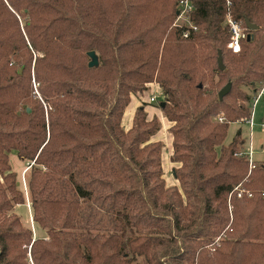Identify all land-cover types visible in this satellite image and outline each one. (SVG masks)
Listing matches in <instances>:
<instances>
[{
	"label": "trees",
	"instance_id": "trees-1",
	"mask_svg": "<svg viewBox=\"0 0 264 264\" xmlns=\"http://www.w3.org/2000/svg\"><path fill=\"white\" fill-rule=\"evenodd\" d=\"M229 1L192 0L174 25L180 0H0V264H264V155L250 163L241 129L224 144L264 86V0ZM228 13L257 25L239 52ZM152 83L178 185L159 119L123 125ZM12 151L45 237L14 211Z\"/></svg>",
	"mask_w": 264,
	"mask_h": 264
},
{
	"label": "rangeland",
	"instance_id": "rangeland-1",
	"mask_svg": "<svg viewBox=\"0 0 264 264\" xmlns=\"http://www.w3.org/2000/svg\"><path fill=\"white\" fill-rule=\"evenodd\" d=\"M189 25V23L186 20L183 19H176L174 22V25ZM228 47V46H227ZM158 84V83H157ZM33 85L35 90L37 89L38 83L35 82L33 79ZM148 89L143 91L142 94V99H148L151 96L155 95L156 100L153 101L152 106H156L160 109V104L164 99L163 95V90L160 86L158 85H153L149 84ZM254 100L251 103L246 104L247 107H249L250 111V104L253 105ZM151 104V101L148 102ZM161 110V109H160ZM163 111V110H162ZM253 130L256 133L255 136V146H256V159L263 158L264 151L261 150V143L264 142V130L262 127V124L264 122V96L260 97L257 102L254 105V115H253ZM133 115L131 117H128V119L123 118V125L126 129L131 128L132 126V121H133ZM157 118L159 119L161 123V130L158 131L157 139L163 142L164 148L162 152V165L164 172L166 173L167 177V182H173L177 181V178L174 174L173 167L171 165V144H172V139H171V134L172 132L170 131V126H168L167 123H170V121L166 118L164 114L158 113ZM248 118V117H247ZM241 129L242 134L245 137V144H246V138L248 139V134L250 130V123L247 122H233L230 124L227 132L226 139L224 140V144H228L229 142L232 141L234 138L236 132ZM244 144V146H245ZM10 163L12 165V169L17 172V177H18V185L19 188L24 192L26 201L22 204L16 205L14 211L18 213L21 217L22 222L24 225L27 227H31L33 230L34 238L40 236V237H45L47 236V231L43 229L42 227L38 226L33 218H32V207H31V200H30V193L28 189V174H29V167L30 164L27 161L22 160L19 158L17 153L15 151H12L10 154ZM180 165L179 163H175L174 165ZM171 174V176L169 175ZM178 182V181H177Z\"/></svg>",
	"mask_w": 264,
	"mask_h": 264
},
{
	"label": "built area",
	"instance_id": "built-area-1",
	"mask_svg": "<svg viewBox=\"0 0 264 264\" xmlns=\"http://www.w3.org/2000/svg\"><path fill=\"white\" fill-rule=\"evenodd\" d=\"M228 4H230V1L227 0ZM194 9V4L192 0H180L178 4V19L186 20L189 24V17ZM226 22L230 29V40L227 44L228 48L231 49L233 52H239L241 50V42L243 39H246L247 34V27H244L242 22L239 20H236L234 17L231 16L230 13L227 14ZM191 26V25H190ZM187 32L184 34L187 36ZM264 96V86L258 91L257 95L254 97L253 105L250 104V115L247 118L246 122L250 123V130L248 134V139L246 138V144L243 147V153L248 157L250 163L252 164L254 159L256 158V146H255V136L256 133L253 130V115H254V105L257 102V100L260 97ZM156 100V96L153 95L150 97V101L153 102ZM252 100V101H253ZM251 101V102H252ZM250 102V103H251ZM220 120H222V117H219ZM263 130H264V122L262 124ZM253 165V164H252Z\"/></svg>",
	"mask_w": 264,
	"mask_h": 264
},
{
	"label": "crops",
	"instance_id": "crops-1",
	"mask_svg": "<svg viewBox=\"0 0 264 264\" xmlns=\"http://www.w3.org/2000/svg\"><path fill=\"white\" fill-rule=\"evenodd\" d=\"M153 85H158L156 83H152ZM151 85V84H150ZM142 94L143 92H139L137 94H133L132 95V98H131V101H130V104L128 105L127 109H126V112L124 114V118L128 119V117H131V115L134 116L136 110L139 108V107H143L146 114H147V118L148 119H152L153 117H157V114L158 113H161V114H164L161 107L160 109L156 106H152V102L151 104H149L148 102L150 101V98L148 99H142ZM133 122V121H132ZM168 126L171 125V123H167ZM161 130V129H160ZM155 140L157 139V135L155 134L154 137H153ZM171 139H172V144H171V158H172V153H173V136L171 134ZM164 148V146H163ZM163 152V150H162ZM172 160V159H171ZM171 165L173 167V170L175 167H177L178 165H174L175 163L173 162V160L171 161ZM164 170V169H163ZM171 176V174H169ZM166 173L164 172V177H165V180L167 182V177H166ZM178 181V180H177ZM176 180L173 181V182H167V185H178L179 182H177Z\"/></svg>",
	"mask_w": 264,
	"mask_h": 264
},
{
	"label": "water",
	"instance_id": "water-1",
	"mask_svg": "<svg viewBox=\"0 0 264 264\" xmlns=\"http://www.w3.org/2000/svg\"><path fill=\"white\" fill-rule=\"evenodd\" d=\"M177 14H179V12L177 11ZM246 26L249 30H254L257 28V25L253 24L250 22V20L246 19ZM247 38H250V35L247 36ZM90 57H91V61L89 62L90 66H95L98 64V58L96 56V53L94 51H91L89 53ZM218 62H219V66L221 69L225 68V65L223 63V57H222V52H219V57H218ZM201 86V85H200ZM230 89V85L225 86L219 93L220 97H223L224 94ZM162 106H164V103H161ZM30 110V109H29Z\"/></svg>",
	"mask_w": 264,
	"mask_h": 264
}]
</instances>
